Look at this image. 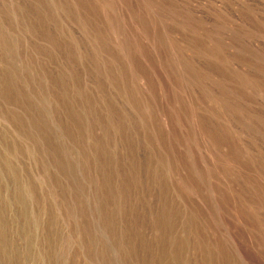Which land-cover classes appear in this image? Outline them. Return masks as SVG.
Instances as JSON below:
<instances>
[{
  "label": "rangeland",
  "instance_id": "obj_1",
  "mask_svg": "<svg viewBox=\"0 0 264 264\" xmlns=\"http://www.w3.org/2000/svg\"><path fill=\"white\" fill-rule=\"evenodd\" d=\"M0 264H264V0H0Z\"/></svg>",
  "mask_w": 264,
  "mask_h": 264
}]
</instances>
